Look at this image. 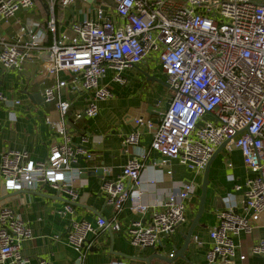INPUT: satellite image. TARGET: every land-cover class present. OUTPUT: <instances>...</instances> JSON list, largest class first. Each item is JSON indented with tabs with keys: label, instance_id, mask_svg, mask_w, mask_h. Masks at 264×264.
I'll return each instance as SVG.
<instances>
[{
	"label": "built area",
	"instance_id": "1",
	"mask_svg": "<svg viewBox=\"0 0 264 264\" xmlns=\"http://www.w3.org/2000/svg\"><path fill=\"white\" fill-rule=\"evenodd\" d=\"M37 1L45 4L49 19L33 30L21 29L10 42L0 40V65L21 72L33 52L40 54L38 83L44 86L43 102L54 103L59 114L57 120L46 118L45 123L59 141L50 145L44 162L32 161L26 151L2 152V187L18 192L48 185L69 197L60 215L73 214L80 188L76 181L82 174L78 156L86 160L93 156L81 147L73 148L66 121L69 104L60 101L62 89L71 84L77 91L90 93L86 107L74 119L94 118L99 114L97 103L112 98L111 90L102 83L108 71L114 73V82L123 85L124 70L155 58L171 92L168 108L156 122L133 120L136 130L121 141L123 152L129 155L126 164L117 179L101 180L106 203L115 214L125 206L137 216L149 213L148 220L133 222L124 234L134 247H156L185 222L186 201L195 188L185 184L155 207L143 204L140 174L150 153L167 162L177 161L189 172L202 173L224 143V151L241 154L250 175L243 184L242 210L238 212L228 198L217 213L205 259L208 264L217 260L233 263V239L241 232L250 234V222L264 215V0ZM79 1L87 7L75 13L72 8ZM35 2L0 0V22L31 9ZM58 26L62 28L59 32ZM49 38L51 43L46 46ZM60 74L70 76L69 82L60 80ZM47 82L51 85L45 86ZM6 100L0 92V103ZM139 128L151 134L147 149L139 147ZM88 141L87 135L80 136V144ZM105 228L109 224L103 218L95 226L84 220L68 223L66 241L78 255L79 264L88 250L87 237ZM113 229L120 231L117 223ZM29 239L31 231L20 217L10 207H0V264H27L20 251ZM250 254L264 259V239L252 246ZM244 259L239 256L240 261ZM38 264L51 263L41 260Z\"/></svg>",
	"mask_w": 264,
	"mask_h": 264
},
{
	"label": "crops",
	"instance_id": "2",
	"mask_svg": "<svg viewBox=\"0 0 264 264\" xmlns=\"http://www.w3.org/2000/svg\"><path fill=\"white\" fill-rule=\"evenodd\" d=\"M48 19L45 4L36 0L31 9L21 10L12 19L0 22V40L10 42L20 34L21 29L33 30L35 25L43 26ZM61 30L58 26L57 32ZM50 43L49 39L45 45ZM32 55L24 63L21 72L4 69L0 65V92L7 98L4 103H0V154L8 150L26 151L32 161L44 162L50 145L59 141V137L45 120L55 121L59 114L54 103L43 102L44 86L38 83L42 60L38 58L39 53L33 52ZM144 72L164 82L155 58L124 70L122 75L126 83L123 85L114 82V73L108 71L102 83L111 90L112 98L97 103L99 114L94 118L74 119V114L82 112L86 107L90 93L77 91L71 84L62 89L60 101L69 104L66 121L72 134L73 148L81 147L93 156L92 160L78 156V166L89 175L86 178L81 175L76 181L80 188L77 190L78 199L73 204V214L60 215L69 197L64 193L58 194L48 185L41 186L36 191L12 192L2 187L0 178V207H10L31 231V239L21 244L20 251L28 260L27 264H38L41 260L51 264L78 262V255L66 241L70 221L84 220L95 226L96 220L103 218L109 224V228L87 237L88 250L85 251L81 264H145L143 258L154 253L169 258L170 254L182 247L183 236L197 213L203 172H189L177 161L167 162L157 153H150L140 174L139 191L142 192L140 201L143 204L155 207L169 192L176 191L185 184H191L195 191L186 201V219L183 225L170 237L162 240L154 251L146 249L143 254L142 248L130 244L124 232L133 222L148 220L149 213L143 217L137 216L125 206L115 214L113 207L106 203L101 189L102 181L91 175L102 169L105 180L117 179L129 158L121 148V141L123 136L136 130L133 120L143 118L156 122L165 111L170 90L156 81H147ZM70 78L66 74L59 75L60 80L69 82ZM49 85V82L45 84ZM37 94H40L42 100ZM15 101H19V104L16 105ZM137 131L140 133L139 147L147 149L151 134L145 128ZM83 134L89 137V141L82 145L80 136ZM132 152H136V149H132ZM249 175L238 151L229 153L222 149L209 168L204 213L183 253L184 259L177 258L172 262L153 259L150 264H208L205 254L212 245L209 232L217 224V213L225 207L224 203L228 198L236 205L238 212L242 210L243 184ZM235 186L242 189L237 191ZM115 223L119 225L120 231L113 229ZM250 224V234L241 232L233 239L236 255L232 264H264L263 258L250 254L252 246L264 239V215ZM240 255L245 256L243 261L239 260ZM215 264L228 263L217 260Z\"/></svg>",
	"mask_w": 264,
	"mask_h": 264
},
{
	"label": "water",
	"instance_id": "3",
	"mask_svg": "<svg viewBox=\"0 0 264 264\" xmlns=\"http://www.w3.org/2000/svg\"><path fill=\"white\" fill-rule=\"evenodd\" d=\"M143 75L147 81H156V82L163 84L164 86L168 87L161 79H157L155 76H151L149 73L144 72ZM37 95L42 100V97L40 96V94H37ZM37 95H36V97H37ZM167 108H168V101H166L165 110H167ZM224 145L225 144L223 143L221 146H219L215 150L214 154L212 155V157L208 161V163H207V165L203 171V178H202V183H201V194L199 197V205H198L197 213H196L195 217L193 218V220L191 221V224H190L186 234L183 236L184 243H183L182 247L179 250H175L173 256L169 257V258H166L164 256H161V255L155 254V253L152 254L151 256L145 258V259L143 258L142 260L144 261L145 264H150L151 260H153V259L161 260L163 262H172L177 258L184 259L183 253L187 249V247L189 246L192 235H193V231H194L195 227L198 225L199 219L201 218L202 214L204 213V202H205V198H206V191H207V185H208L209 168H210L214 158L223 149ZM87 173L88 172L86 170H82V174H81L82 176L81 177L86 178L89 175ZM91 175L97 176L102 181H104V179H105L103 176V170L102 169L96 170L95 172L91 173ZM158 246H160V244ZM146 249H150V250L154 251L155 247L151 246V247L142 248L141 254H143ZM221 261L224 262V260H221ZM77 264H79V262H77ZM229 264H232V263H229Z\"/></svg>",
	"mask_w": 264,
	"mask_h": 264
},
{
	"label": "rangeland",
	"instance_id": "4",
	"mask_svg": "<svg viewBox=\"0 0 264 264\" xmlns=\"http://www.w3.org/2000/svg\"><path fill=\"white\" fill-rule=\"evenodd\" d=\"M172 1H176V2H185V0H172ZM106 3L107 4H109L110 6H113L112 4H111V2L110 1H106ZM85 7H87V5H85V4H83V3H81L80 1L73 7V11L75 12V13H77V12H80V10L81 9H84ZM121 77L123 78V79H125L124 78V76L121 74ZM156 77V76H155ZM157 79H159L158 77H156Z\"/></svg>",
	"mask_w": 264,
	"mask_h": 264
},
{
	"label": "trees",
	"instance_id": "5",
	"mask_svg": "<svg viewBox=\"0 0 264 264\" xmlns=\"http://www.w3.org/2000/svg\"><path fill=\"white\" fill-rule=\"evenodd\" d=\"M55 11H56V13H57V19H58V17H59V15H58V7L55 9ZM44 26V25H43ZM48 37H50V36H48ZM50 39V38H49ZM47 41H49V40H47Z\"/></svg>",
	"mask_w": 264,
	"mask_h": 264
}]
</instances>
